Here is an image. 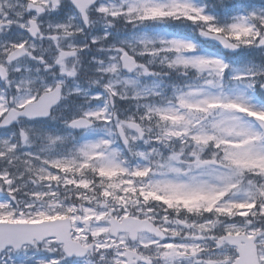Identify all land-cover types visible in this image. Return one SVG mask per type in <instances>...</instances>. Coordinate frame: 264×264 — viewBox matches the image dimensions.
I'll use <instances>...</instances> for the list:
<instances>
[{"label": "snow or ice", "instance_id": "6c2138e0", "mask_svg": "<svg viewBox=\"0 0 264 264\" xmlns=\"http://www.w3.org/2000/svg\"><path fill=\"white\" fill-rule=\"evenodd\" d=\"M0 264H264V0H0Z\"/></svg>", "mask_w": 264, "mask_h": 264}]
</instances>
